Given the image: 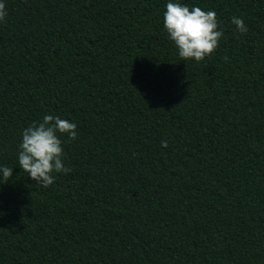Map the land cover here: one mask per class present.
<instances>
[{
    "label": "trees",
    "instance_id": "1",
    "mask_svg": "<svg viewBox=\"0 0 264 264\" xmlns=\"http://www.w3.org/2000/svg\"><path fill=\"white\" fill-rule=\"evenodd\" d=\"M0 2V264H264V0ZM169 2L216 13L199 63ZM45 115L77 125L46 189L18 161Z\"/></svg>",
    "mask_w": 264,
    "mask_h": 264
},
{
    "label": "clouds",
    "instance_id": "2",
    "mask_svg": "<svg viewBox=\"0 0 264 264\" xmlns=\"http://www.w3.org/2000/svg\"><path fill=\"white\" fill-rule=\"evenodd\" d=\"M7 15L5 3L0 2V21H4ZM231 22L238 32L247 33L243 19L234 16ZM164 28L178 49L181 61L194 60L197 63L214 52L224 35L218 30L214 11H204L200 7L190 10L187 5L174 2L166 5ZM61 136H66L68 142L77 139V125L53 115H45L42 121L33 122L22 132V142L18 145L19 168L42 188L46 189L55 182L54 173L72 171L63 163L64 141ZM161 144L165 148L168 146L166 141ZM0 174L3 183H7L13 176V168L0 167Z\"/></svg>",
    "mask_w": 264,
    "mask_h": 264
}]
</instances>
